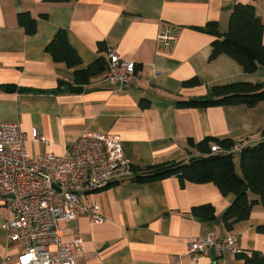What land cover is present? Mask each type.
Listing matches in <instances>:
<instances>
[{"label": "crops", "instance_id": "0c3cea01", "mask_svg": "<svg viewBox=\"0 0 264 264\" xmlns=\"http://www.w3.org/2000/svg\"><path fill=\"white\" fill-rule=\"evenodd\" d=\"M237 2L254 6L263 23L264 45V0H0V121L18 124L31 154L60 155L83 131L115 133L136 174L152 165L198 156L195 144L207 136L255 145L264 139V99L252 106L179 104L210 95L214 85L264 83L262 65L245 72L227 54L209 58L216 35L204 28L214 22L219 34L226 32ZM24 11L36 19L33 33L17 21ZM60 28L81 58L75 67L53 60L45 49ZM160 33L171 38L162 42ZM108 47L135 62L134 77L111 83L101 72L87 84L75 83V70ZM193 77L197 84H184ZM72 86L82 90L73 91ZM32 127L47 141H34ZM240 152H232L239 174ZM234 197L212 182H181L176 175L145 182L127 177L81 193L82 203H97L105 220L96 222L81 212L61 222L62 237H82L79 264H245L236 253L220 256L210 249L193 259L187 252L193 239L209 234L217 240L235 237V246L248 255L264 249V233L257 230L264 225L259 202L247 219L225 227L222 215ZM204 203L214 206L210 220L191 213L192 207ZM6 216L0 201V264H18L20 244L7 239L2 228Z\"/></svg>", "mask_w": 264, "mask_h": 264}, {"label": "built area", "instance_id": "2783aa9c", "mask_svg": "<svg viewBox=\"0 0 264 264\" xmlns=\"http://www.w3.org/2000/svg\"><path fill=\"white\" fill-rule=\"evenodd\" d=\"M170 35L160 33L167 42ZM105 78L126 83L134 77L136 65L121 57L114 47L103 52ZM121 86L117 88L120 91ZM34 141H47L36 127L30 131ZM25 133L17 123L0 121V201L8 211L2 228L7 239L18 241V264H79L83 239L62 237L61 222L72 221L87 212L96 222L105 218L97 203L85 205L81 193L93 192L114 181L136 174L124 157L120 137L115 133L83 131L65 151L31 154L24 148ZM244 147L243 141L228 148L210 146L217 154H229ZM213 249L218 255L238 253L235 237L217 240L212 234L196 237L187 252L193 259Z\"/></svg>", "mask_w": 264, "mask_h": 264}, {"label": "trees", "instance_id": "16d2710c", "mask_svg": "<svg viewBox=\"0 0 264 264\" xmlns=\"http://www.w3.org/2000/svg\"><path fill=\"white\" fill-rule=\"evenodd\" d=\"M46 1L69 2L73 0ZM17 21L27 33H33L36 29V19L29 12L19 13ZM206 27L207 29L204 28L206 31L212 30L216 35V38L211 42L210 59L224 53L237 61L245 72H253L258 65L264 67L263 23L256 14L253 5L234 3L229 16L228 29L223 34H219L214 22L209 23ZM45 49L51 54L53 60L62 61L69 67H75L81 63V58L68 42L65 29H58ZM105 70L106 62L101 55L86 67L76 69L74 81L77 84H87L90 82L91 76ZM197 83L198 78L196 77L184 81L185 85ZM209 94L199 99L180 101L179 104L191 107L231 104L252 106L264 99V83L236 81L214 85ZM211 143L228 148L233 142L210 136L204 137L195 144L200 153L198 156L192 157L186 162L169 161L149 166L142 174H136L133 178L145 182L176 175L181 182H212L221 193H234L233 201L222 215L225 227L231 229L234 223L247 219L253 204L259 202L264 207V139L255 145L244 146L241 149L239 156L241 174L237 173L235 169L232 153H213L210 148ZM244 184H247L250 192L257 195V199H249L247 191L243 192ZM191 213L199 219L210 220L215 215V209L211 203H204L192 207ZM257 230L264 233V225H258ZM236 255L241 257L245 264H264V249L252 251L249 255L240 251Z\"/></svg>", "mask_w": 264, "mask_h": 264}, {"label": "water", "instance_id": "95a60500", "mask_svg": "<svg viewBox=\"0 0 264 264\" xmlns=\"http://www.w3.org/2000/svg\"><path fill=\"white\" fill-rule=\"evenodd\" d=\"M7 88L13 89V88L10 87V86L7 87ZM71 90H73V91L82 90V86H72V87H71ZM247 189H248L247 184H244V186H243V192H244V191H247Z\"/></svg>", "mask_w": 264, "mask_h": 264}, {"label": "bare ground", "instance_id": "6f19581e", "mask_svg": "<svg viewBox=\"0 0 264 264\" xmlns=\"http://www.w3.org/2000/svg\"><path fill=\"white\" fill-rule=\"evenodd\" d=\"M136 74V73H135Z\"/></svg>", "mask_w": 264, "mask_h": 264}]
</instances>
